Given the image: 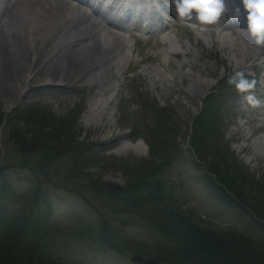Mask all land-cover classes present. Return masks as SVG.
<instances>
[{"label": "rangeland", "instance_id": "rangeland-1", "mask_svg": "<svg viewBox=\"0 0 264 264\" xmlns=\"http://www.w3.org/2000/svg\"><path fill=\"white\" fill-rule=\"evenodd\" d=\"M94 19L90 31L97 37H105L108 43L116 34L121 41L120 47L110 53L112 64L120 63L121 68L99 78L109 91L107 95L95 101V90H78L90 85L95 77H86L81 83H75L72 77L65 82L75 86L72 90L23 98L26 92L18 88L20 98L10 102L0 96V201L11 199L4 213L0 212V216L4 214L0 223L8 226L14 217L33 208V216L43 218L46 228L51 225L47 254L61 264H133L132 254L161 264H191V260L184 263L163 248L167 238L154 226L170 223L171 218L159 213L157 206H166L204 229L235 231L249 238L253 234L264 240V226L251 216V208L237 204L240 198L230 193L232 190L223 187L222 193L211 183L208 172L215 159L206 154L200 160L190 143L192 121L201 112V102L213 95L210 98L225 116L220 149L241 168L246 182L256 183L258 192H263L264 152L258 149L264 146V105L250 106L226 82L234 72L243 71L249 80L256 81L254 94L264 101V46L255 45L252 38L247 41L237 37L232 29L198 26L181 18L172 28L163 30L168 37L164 35L167 40L160 43H153L149 36L136 40L130 33L106 26L95 16ZM101 25L110 32L101 34ZM200 68H206L204 75ZM103 70L97 71V77ZM200 77L211 87L196 95L194 81ZM92 107L96 108L87 113ZM45 114L54 120L49 123L53 131L62 120L76 114L73 134L77 145H82L84 157L78 174L73 168L76 154L72 151L54 160H41L38 153H30L24 168L17 165L23 162L22 152L9 138V126L39 130L43 126L26 116L41 120ZM87 114L101 121L89 123ZM47 128L44 126L46 132ZM123 143L127 144L122 148ZM138 144L141 150L134 147ZM140 177L161 180L164 200L125 210L108 203L111 190L105 184L126 187ZM230 187L242 193L257 192L237 180ZM259 198L263 201L264 195ZM102 222L108 225L107 233L120 251L98 241ZM3 225L0 224V235ZM2 239L0 250L8 244L2 245ZM233 241L230 245L236 244ZM15 255L13 248L12 256Z\"/></svg>", "mask_w": 264, "mask_h": 264}, {"label": "trees", "instance_id": "trees-1", "mask_svg": "<svg viewBox=\"0 0 264 264\" xmlns=\"http://www.w3.org/2000/svg\"><path fill=\"white\" fill-rule=\"evenodd\" d=\"M75 115L67 120H62L57 128L53 127L54 131L49 125L54 120L47 114L42 115L41 120L34 118L32 115L26 116L28 119H34L39 123L38 125L43 126L39 130H36V128L28 130L26 127V130L23 131L15 124L10 125L8 120L7 124L10 125L9 134L11 135L9 138L14 140L13 142L22 152L23 162L17 165L24 168L28 164L27 154L30 153H38L41 160H47V158L54 160L66 152L72 151L74 155L76 154L73 168L76 172L81 170L80 165L84 157L82 156V145L80 143L77 145V136L73 134ZM224 119L225 116L220 113L214 100L206 99L202 104L201 113L192 122L191 148L194 155L199 156L200 160L205 159L206 154L215 159L208 172L212 177L211 183L222 193H224L223 187H225L233 191L230 193L237 194L240 198L236 199L237 204L251 208V216L254 217L256 222H260L264 226V200L262 201L259 198V196L264 195V189H262L263 192H258L259 186L256 183L254 185L248 184L246 175L241 168L232 162L228 153L222 151L219 147ZM44 126L48 127L47 132L44 130ZM236 180L256 188L257 192L254 193L252 190H248L246 194L244 191L242 193L237 189L233 190L230 186L236 185ZM104 186H108L111 190L108 195V203L115 204V207L120 206L121 210L138 209L142 204L145 205L149 201H162L166 197L162 192V181L156 178L146 180L144 177H140L126 187L108 184ZM124 196L126 198L123 200L122 197ZM10 201L11 199L0 201V212L4 213ZM157 210L159 213L171 218L170 223L159 225L156 223L154 226L167 238L168 243L163 248L168 250L171 256H179L182 262L185 263L191 260V264H264V240L261 237L256 238L251 234V238H249L247 235L235 231L214 232L201 228L198 223L192 222L186 217L174 214L172 209L166 206H157ZM32 212L33 208L27 214L19 215V218L14 217L12 220L15 222L12 221L8 226L3 225V222L0 223L5 227L0 235V239L4 238L1 243L8 242L6 247L2 243L0 264H15L13 257H16V264H61L51 259L47 254L51 225L46 228V221L40 216H33ZM2 216H0V220ZM100 230L101 236L98 238L100 244H104L109 249L120 251L107 233L108 225L106 222L100 224ZM235 239L238 240V243L235 242ZM231 241L236 244L230 245ZM28 246L32 248L27 249ZM13 248L16 250L15 256H12ZM170 259L172 257L167 261ZM176 262L178 260L174 263Z\"/></svg>", "mask_w": 264, "mask_h": 264}, {"label": "bare ground", "instance_id": "bare-ground-1", "mask_svg": "<svg viewBox=\"0 0 264 264\" xmlns=\"http://www.w3.org/2000/svg\"><path fill=\"white\" fill-rule=\"evenodd\" d=\"M83 5V0L78 1V5H73L68 0H0V96L2 98L9 100L8 102L15 98L19 99L18 88L26 92L22 95L23 98L51 94L56 90H72L75 86L65 84L72 77L75 78L72 80H76L75 83L83 82L86 77H95L90 85L78 89L95 90V101L96 98L99 100L108 94L107 88L99 83V78H103L116 67L121 68L120 63L116 66L112 64L113 58L110 54L120 47L121 41L119 37L113 35L111 41L107 43L105 37L99 38L96 32V34L91 32L95 15L84 10ZM88 23H91V26H88ZM212 25L224 31L233 28L232 25L220 23ZM101 26L103 27L101 34L108 32L104 25ZM234 26V34L237 37L251 41L245 30L246 23L237 22ZM162 32L149 28L148 38L154 40L153 43L165 41L167 38L164 35L156 37ZM98 70H103L101 77H97ZM200 70L206 72V68ZM202 74L204 75L203 72ZM200 78L194 81L196 95L211 87V83ZM95 108L92 107L87 113H91ZM87 115L89 123L101 121L99 117ZM134 147L138 150L142 149L141 144ZM258 150L260 153L264 152V146Z\"/></svg>", "mask_w": 264, "mask_h": 264}, {"label": "clouds", "instance_id": "clouds-1", "mask_svg": "<svg viewBox=\"0 0 264 264\" xmlns=\"http://www.w3.org/2000/svg\"><path fill=\"white\" fill-rule=\"evenodd\" d=\"M172 11L182 20L194 21L200 25L218 22L226 11L225 0H171ZM246 13V31L257 46H264V0H240ZM234 18L239 20L241 8L234 9ZM227 83L252 107L264 105L254 94L255 80H249L243 71L234 72Z\"/></svg>", "mask_w": 264, "mask_h": 264}, {"label": "water", "instance_id": "water-1", "mask_svg": "<svg viewBox=\"0 0 264 264\" xmlns=\"http://www.w3.org/2000/svg\"><path fill=\"white\" fill-rule=\"evenodd\" d=\"M130 261L134 264H161L158 260L145 258L138 254H133Z\"/></svg>", "mask_w": 264, "mask_h": 264}]
</instances>
